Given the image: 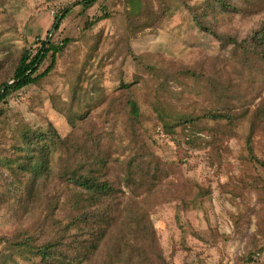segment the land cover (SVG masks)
<instances>
[{"label":"rangeland","instance_id":"obj_1","mask_svg":"<svg viewBox=\"0 0 264 264\" xmlns=\"http://www.w3.org/2000/svg\"><path fill=\"white\" fill-rule=\"evenodd\" d=\"M73 1L0 0V83L9 79L23 48L34 50L38 39L51 34L56 42L70 39L38 85L25 86L0 102L2 153H11L13 131L22 123L38 129L50 122L64 137L72 128L63 110L78 121V108L85 111L90 104L82 128L118 138V87L135 78H143L147 98H167L175 109L193 114L220 100L237 113L246 106H264V63L242 58L193 21L196 16L216 32L241 39L259 28L264 0H223L238 7L237 12L225 10L218 0H99L86 10ZM66 6L70 10L55 29V16ZM47 64L45 60L41 69ZM186 67L201 80L176 72ZM166 73L172 76L164 77ZM162 78L168 82L158 94ZM97 96L100 100L93 102ZM234 98L240 102H229ZM256 129L251 155L244 146L246 124L237 135L225 137L217 151L201 132L191 134L194 143L159 127L145 138L149 151L171 166L159 193L145 204L169 264H264V122ZM195 183L207 192L184 207L182 198H194ZM7 184L8 175L0 170V240L37 228L44 215L38 207L15 211L13 198L1 193Z\"/></svg>","mask_w":264,"mask_h":264},{"label":"trees","instance_id":"obj_2","mask_svg":"<svg viewBox=\"0 0 264 264\" xmlns=\"http://www.w3.org/2000/svg\"><path fill=\"white\" fill-rule=\"evenodd\" d=\"M98 1L76 0L72 5L86 10ZM218 2L225 10L239 9L223 0ZM69 10L66 6L55 16V29ZM193 21L221 45H230L234 52H240L242 58L255 57L264 63V19L259 28L241 39L216 32L196 16ZM51 36L38 39L34 50L23 48L19 52L9 79L0 83V102L25 86L38 85L54 68L58 54L70 39L56 42ZM45 60L48 64L41 69ZM144 67L160 72L151 64ZM176 72L201 80L187 67ZM212 80L207 78L208 85L214 88ZM142 81L143 78H135L118 87L122 95L118 138L108 132L93 133L82 128L91 104L85 111L81 110L83 106L78 108V121L63 110L72 128L64 137L50 122L38 129L24 123L14 129L11 153L6 155L0 150V170L8 175V184L1 186V193L13 198L15 211L38 207L44 215L37 228L2 237L0 264H169L158 245L145 204L159 193L171 166L149 151L145 138H151L159 127L167 134L182 133L188 143H194L196 137L191 134L201 132L217 151L225 137L237 135L246 124L244 146L251 155L254 133L264 122V106L256 110L246 106L237 113L227 101L220 100L222 103L215 102L211 108L193 114L175 109L167 98H147ZM165 82L167 78L158 83V94ZM98 100L100 96L93 102ZM233 100L240 102L237 98L229 102ZM80 128L81 134L76 135ZM112 148L119 153L117 156ZM194 187V198H182L184 207L193 205L197 194L207 192L198 183Z\"/></svg>","mask_w":264,"mask_h":264}]
</instances>
